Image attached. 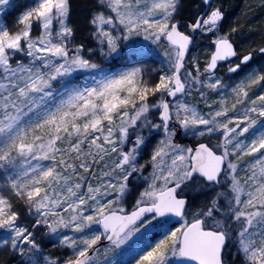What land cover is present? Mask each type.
Returning <instances> with one entry per match:
<instances>
[{
    "label": "snow or ice",
    "instance_id": "snow-or-ice-1",
    "mask_svg": "<svg viewBox=\"0 0 264 264\" xmlns=\"http://www.w3.org/2000/svg\"><path fill=\"white\" fill-rule=\"evenodd\" d=\"M243 36L222 0H0V264H264Z\"/></svg>",
    "mask_w": 264,
    "mask_h": 264
},
{
    "label": "rangeland",
    "instance_id": "rangeland-1",
    "mask_svg": "<svg viewBox=\"0 0 264 264\" xmlns=\"http://www.w3.org/2000/svg\"><path fill=\"white\" fill-rule=\"evenodd\" d=\"M225 1L222 0V3L229 16V23L239 22L244 25V46L259 47L264 41V7H261V0H240L237 6H231ZM257 59L264 64V57L258 55Z\"/></svg>",
    "mask_w": 264,
    "mask_h": 264
},
{
    "label": "trees",
    "instance_id": "trees-1",
    "mask_svg": "<svg viewBox=\"0 0 264 264\" xmlns=\"http://www.w3.org/2000/svg\"><path fill=\"white\" fill-rule=\"evenodd\" d=\"M227 4H230L231 6H237L239 4L240 0H226Z\"/></svg>",
    "mask_w": 264,
    "mask_h": 264
}]
</instances>
